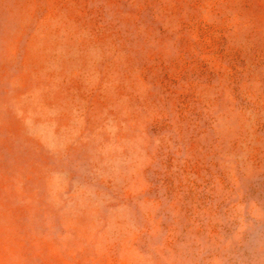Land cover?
<instances>
[{
	"label": "rangeland",
	"instance_id": "obj_1",
	"mask_svg": "<svg viewBox=\"0 0 264 264\" xmlns=\"http://www.w3.org/2000/svg\"><path fill=\"white\" fill-rule=\"evenodd\" d=\"M0 264H264V0H0Z\"/></svg>",
	"mask_w": 264,
	"mask_h": 264
}]
</instances>
